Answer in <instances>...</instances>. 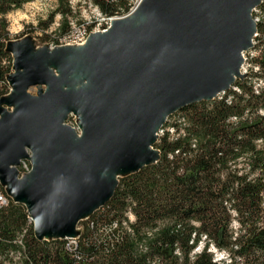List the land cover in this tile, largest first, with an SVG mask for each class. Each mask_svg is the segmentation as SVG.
I'll return each instance as SVG.
<instances>
[{"label":"water","instance_id":"95a60500","mask_svg":"<svg viewBox=\"0 0 264 264\" xmlns=\"http://www.w3.org/2000/svg\"><path fill=\"white\" fill-rule=\"evenodd\" d=\"M190 1L186 5L201 7L197 0ZM262 1L250 0L243 7L245 28L231 66H221L218 82L207 86H202L208 64L203 60L209 54L204 40L213 36L209 33L213 26L199 17L184 20L180 13L172 30L162 31L154 7L158 0H140L127 14L114 17L106 30L90 32L81 43L33 49L24 41H6L13 71L6 75L9 93L0 97V124L16 117L27 101L30 108L38 107L28 118L38 134L33 133L30 143L21 142L11 162L3 163L11 182L4 179L1 168L0 182L7 195L31 214L36 239L78 238L82 232L78 223L111 199L119 177L159 159L154 144L169 115L194 102L213 100L247 76L240 70L242 52L252 45L256 24L251 11ZM71 114L79 132L66 123ZM27 157L32 168L18 177L15 165ZM38 157L43 159L41 168ZM37 168L41 176L60 173L68 183L87 175L94 187L102 183V191L75 210L64 229L46 223L39 230L27 194L36 183Z\"/></svg>","mask_w":264,"mask_h":264},{"label":"trees","instance_id":"16d2710c","mask_svg":"<svg viewBox=\"0 0 264 264\" xmlns=\"http://www.w3.org/2000/svg\"><path fill=\"white\" fill-rule=\"evenodd\" d=\"M26 1L0 0V97L9 93L6 75L12 67L4 47L7 14ZM89 1L104 17H119L129 8L128 0ZM71 12L69 0H56L43 22L47 28L55 14L61 16L52 44L69 33ZM258 31H264L263 19ZM260 54L258 76L264 81V48ZM234 86L239 90L177 110L183 113L182 133L170 138L164 132L154 144L159 159L119 177L111 199L79 222L75 255L66 239H36L30 214L8 196L0 237L9 240L28 220L32 231L23 236V264H264V90L255 93L247 78ZM231 116L240 119L232 123ZM104 225L113 227L99 234ZM7 244L0 239V247ZM211 246L226 258L216 260Z\"/></svg>","mask_w":264,"mask_h":264},{"label":"bare ground","instance_id":"6f19581e","mask_svg":"<svg viewBox=\"0 0 264 264\" xmlns=\"http://www.w3.org/2000/svg\"><path fill=\"white\" fill-rule=\"evenodd\" d=\"M188 1L190 0H158L159 3H156V6H154L157 8L159 16V25L157 26L164 28L162 31L173 28L175 19L178 17L180 18V13L181 18L183 17L182 19L184 20L192 19L193 21L194 17H199V21H208V25L213 26V31L209 32L213 33V36L211 38H205V40L209 38L210 41L207 39L205 42V40L202 39V41L204 40L205 47L208 45L207 51H209V54L207 55L206 53L205 55L207 56L204 57L203 60V63L207 62L208 64L205 68L206 73H204V78L206 77L204 80L205 82L203 84L201 83L202 86L212 85L219 80L221 73L219 69L221 66H231V59L234 57L232 54L238 43L241 41V36L245 28L243 7L246 6L250 0H197L198 5H201V7H197L194 4L186 5ZM253 9L252 20L256 24V31L252 37L253 46L251 45L248 49L255 46V44H253V38L258 35L257 23L264 17V0L260 4L254 6ZM143 10L148 15L147 17L150 18V13L145 9ZM159 29L160 28H158V30ZM245 51L242 52L243 60L245 59ZM35 74H37V72H35ZM204 78L201 77V79ZM29 105V102L23 101L20 106L21 108L17 112V116L10 119H4L3 123L0 124V168L4 179H7L9 182H11V180L9 175L6 174L5 169L2 168L3 163L5 161L11 162L13 156L18 151L19 144L21 142L30 143L31 140L28 141V139L35 137V134L37 133L33 131L34 128L28 118L35 115L38 107L30 108ZM30 113L32 115H30ZM18 116L19 120H17ZM160 128L161 129L159 130L161 133L162 126ZM135 137L138 138V136ZM35 145L40 146L38 144ZM129 153L132 152L130 151ZM38 162V168H41L40 166L43 159L38 157ZM38 168L36 172V183L29 188L27 194L30 195V198L34 203L32 213L34 216L38 217L39 222L37 228L39 230L40 227H44L46 223L52 224L53 226L51 225V227L55 230L64 229L63 225L67 222V219L74 214L75 210L82 207L88 202V199L93 198L102 191V183L95 184L96 187H94L93 181L87 179V175H84V178L82 177L81 181V178L78 177V179H76L77 181L73 180V182L68 183L69 181H66L60 173L59 175L46 173V176L42 175L43 178L40 175ZM13 187L15 188L14 184ZM3 188H0V197L5 200V203H7V193L5 194L6 191H2ZM65 239L75 240L76 238Z\"/></svg>","mask_w":264,"mask_h":264},{"label":"rangeland","instance_id":"374dc122","mask_svg":"<svg viewBox=\"0 0 264 264\" xmlns=\"http://www.w3.org/2000/svg\"><path fill=\"white\" fill-rule=\"evenodd\" d=\"M72 6V12L71 15L68 16L67 20L69 21V27L72 29L70 36L67 38H61L58 43V45H69L74 43H81L85 40V38L88 36L86 34L85 29L84 31H78L81 28L78 26L83 25L85 22L91 24L90 32L93 31V27H98L99 29L105 27V22L99 18V10L95 6L90 3L89 0H69ZM56 6V0H29L26 1L22 8L16 9L13 11H10L7 14L8 18V28L7 31H9V38L16 39L17 41H20L23 43L26 42L30 46L33 47V49H39L40 47L45 48H53L55 44H52V39L56 37V35L59 34V31L57 30L59 23L61 21V16L59 14H55V17L53 19V22L49 24V27L44 28V23L47 18L48 14L53 11V9ZM128 12H125L124 14H127ZM124 14H121L124 15ZM44 28V29H43ZM256 42H259L258 36H254L253 38V44H255V47H252L251 49L256 48ZM253 46V45H252ZM251 49H248L244 52L245 59L243 60V63L240 67L241 72L243 73V69L249 70L253 66V62L245 65L249 61V56ZM12 59V58H11ZM8 60L3 59L2 62L4 64H8ZM13 71V69H11ZM251 70V69H250ZM250 70L248 71L247 75L249 77H245L248 80H251L252 85H259V87L264 90V81L262 79L257 78L256 73L249 74ZM252 71H254L252 69ZM233 90L237 91V87L233 86ZM224 93V92H223ZM221 95H219L217 98H220ZM2 106L6 107V105L2 104ZM11 107H7L8 110H10ZM257 112L259 114H263V110L261 108H258ZM183 113L177 111L172 113L167 121L164 123L163 127L168 126H174L177 124V126L180 128H183L184 124V118L182 117ZM232 117V116H231ZM247 117V111L241 115V118ZM230 118V117H229ZM66 123L68 125H74L76 130H78V126L75 120V116L73 114L69 115L66 119ZM168 123V124H167ZM176 127H174L175 129ZM161 129V128H160ZM160 136V130L157 132ZM156 143V142H155ZM4 186L2 183H0V188H3ZM1 191V189H0ZM5 192V187L2 190ZM6 194V192H5ZM7 195V194H6ZM8 196V195H7ZM9 197V196H8ZM10 198V197H9ZM24 212V207L21 208ZM26 209V208H25ZM130 221L133 220V215L128 212L127 214ZM31 221H33L32 218H30ZM28 220L26 223V226L28 227ZM80 224L78 223V227ZM25 227V222L23 226L15 232L14 236L9 238L10 240H13L14 237H18L22 233V229ZM113 226L104 225L100 228L99 234H105L112 229ZM32 228V227H31ZM29 229L32 231V229ZM76 240V239H75ZM73 239H66L67 243H74ZM6 242V241H5ZM8 247H0V264H23L24 258H23V249L22 247L18 246L17 244L9 243L7 244ZM201 247L197 246L192 253H196V251L200 250ZM210 250L214 253V257L216 260L225 259L224 253L216 250L212 246L210 247ZM10 252H13V254L10 255Z\"/></svg>","mask_w":264,"mask_h":264},{"label":"built area","instance_id":"2783aa9c","mask_svg":"<svg viewBox=\"0 0 264 264\" xmlns=\"http://www.w3.org/2000/svg\"><path fill=\"white\" fill-rule=\"evenodd\" d=\"M140 0H128V5H129V8L126 12H129ZM96 9V7H95ZM253 11L254 9L252 8V11H251V16H253ZM100 16L99 18L101 20H103L105 22V27L99 29L98 27H93V31H99V30H106V28L110 25V22L112 19H114V17H116V15H114L113 17H104L102 16L101 13H98ZM263 20H264V17H263ZM88 24L87 22H85L83 25L81 26H78L79 28H81L80 30L78 31H84V29H88ZM90 29V28H89ZM69 33L65 36H63L62 38H67L70 36V33L72 31V29H70L69 27ZM258 39H259V42H256V48L255 49H251V52H250V55L249 56V61L246 64L249 65V63H254L252 66V68H250V72L249 74H252V73H256L257 74V78L259 79L260 77L258 76V73H260V68H259V62H258V59L260 58L261 56V51L262 49L264 48V31H258ZM61 40V39H60ZM252 69L254 71H252ZM246 68L243 69V73L247 74L248 71ZM246 77H249V75H247ZM261 79V78H260ZM259 79V80H260ZM253 88H254V92L255 93H259L262 88L259 87V85H253ZM237 90L238 87H237ZM238 119H240L239 116H232L229 118V121L232 122V123H237L238 122ZM168 124V123H167ZM165 133H168L169 134V137L170 138H175L176 136H178L180 133H182V128L179 129L178 133H176V130L174 129V126H166V127H163L162 128V132L160 134L159 137L163 136V134ZM195 143V140L193 139L192 140V144ZM26 151L29 153V155H31L29 149H26ZM15 168H17L18 170V177L22 176L23 174L27 173L28 171L31 170V161L30 159L27 157V158H22L20 159L19 163L17 165H15ZM6 207H8V204L5 203V200H3L1 197H0V211L5 209ZM29 229L27 228L26 224H25V227L24 229H22V233L18 236V237H14L13 240H7V239H3L0 237L1 240L3 241H6L8 243H15L17 244L18 246L22 247V249L24 248V243H23V236L26 232H28ZM66 249L69 251V252H72L74 253L75 255V250H76V247H77V242L75 241L74 243H66ZM13 254V252H10V255Z\"/></svg>","mask_w":264,"mask_h":264}]
</instances>
